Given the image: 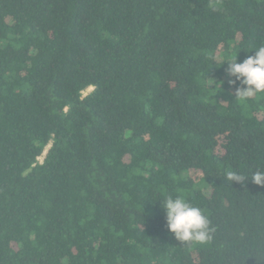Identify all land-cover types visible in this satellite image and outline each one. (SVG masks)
Listing matches in <instances>:
<instances>
[{"label":"trees","instance_id":"16d2710c","mask_svg":"<svg viewBox=\"0 0 264 264\" xmlns=\"http://www.w3.org/2000/svg\"><path fill=\"white\" fill-rule=\"evenodd\" d=\"M261 45L264 0H0V264H264V96L225 62Z\"/></svg>","mask_w":264,"mask_h":264},{"label":"clouds","instance_id":"9594fccd","mask_svg":"<svg viewBox=\"0 0 264 264\" xmlns=\"http://www.w3.org/2000/svg\"><path fill=\"white\" fill-rule=\"evenodd\" d=\"M253 52L254 55L248 56L241 63L236 62L237 53L234 58L225 61L228 62V85L235 87V98L243 106H247V102L253 97L264 96V45ZM207 80L210 82L208 88L210 85H214V88L219 85L221 89L223 82ZM248 177L232 170L225 173V179L231 183L243 182ZM251 180L255 185H264V171L254 172ZM161 202L166 229L176 241L193 246H204L212 241L215 228L211 226L208 215L201 207L193 204L183 194L167 195Z\"/></svg>","mask_w":264,"mask_h":264},{"label":"rangeland","instance_id":"374dc122","mask_svg":"<svg viewBox=\"0 0 264 264\" xmlns=\"http://www.w3.org/2000/svg\"><path fill=\"white\" fill-rule=\"evenodd\" d=\"M91 90H92V88H88L86 91L83 92V95L85 96V95H86L87 93H89ZM45 153H46V152H45ZM45 153L43 154V156H41V157L39 158V161H40V162L43 160V157H44Z\"/></svg>","mask_w":264,"mask_h":264},{"label":"built area","instance_id":"2783aa9c","mask_svg":"<svg viewBox=\"0 0 264 264\" xmlns=\"http://www.w3.org/2000/svg\"><path fill=\"white\" fill-rule=\"evenodd\" d=\"M43 156V155H42ZM39 160V159H38ZM42 162V161H41Z\"/></svg>","mask_w":264,"mask_h":264}]
</instances>
